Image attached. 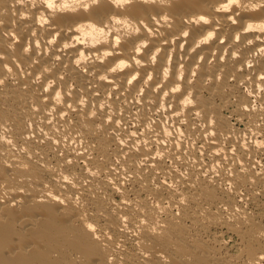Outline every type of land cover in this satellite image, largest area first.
<instances>
[{
  "label": "bare ground",
  "instance_id": "6f19581e",
  "mask_svg": "<svg viewBox=\"0 0 264 264\" xmlns=\"http://www.w3.org/2000/svg\"><path fill=\"white\" fill-rule=\"evenodd\" d=\"M0 264H264V0H0Z\"/></svg>",
  "mask_w": 264,
  "mask_h": 264
}]
</instances>
